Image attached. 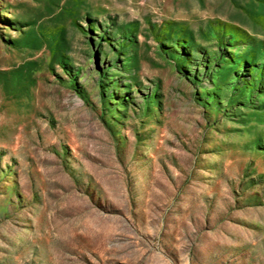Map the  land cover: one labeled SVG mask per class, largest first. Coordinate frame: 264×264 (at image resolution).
Masks as SVG:
<instances>
[{
	"label": "rangeland",
	"instance_id": "374dc122",
	"mask_svg": "<svg viewBox=\"0 0 264 264\" xmlns=\"http://www.w3.org/2000/svg\"><path fill=\"white\" fill-rule=\"evenodd\" d=\"M0 264H264V0H0Z\"/></svg>",
	"mask_w": 264,
	"mask_h": 264
}]
</instances>
